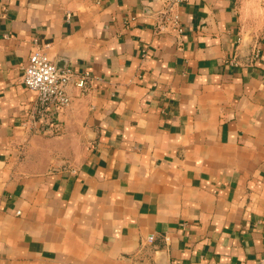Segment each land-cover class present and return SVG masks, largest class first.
Returning <instances> with one entry per match:
<instances>
[{
    "label": "crops",
    "instance_id": "crops-1",
    "mask_svg": "<svg viewBox=\"0 0 264 264\" xmlns=\"http://www.w3.org/2000/svg\"><path fill=\"white\" fill-rule=\"evenodd\" d=\"M167 1L0 0V264H264V0Z\"/></svg>",
    "mask_w": 264,
    "mask_h": 264
},
{
    "label": "built area",
    "instance_id": "built-area-1",
    "mask_svg": "<svg viewBox=\"0 0 264 264\" xmlns=\"http://www.w3.org/2000/svg\"><path fill=\"white\" fill-rule=\"evenodd\" d=\"M188 1L168 0L166 2L165 8L156 15L157 35L183 34L184 29L178 10ZM23 82L28 90L36 94L32 119L34 123H42L49 115H52L55 109H66L71 105L72 100L69 94L71 84L74 83L83 92H88L93 80L88 74L77 77L70 69L58 68L43 49H37L31 54L25 67Z\"/></svg>",
    "mask_w": 264,
    "mask_h": 264
}]
</instances>
